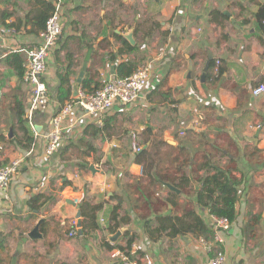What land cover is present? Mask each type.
Segmentation results:
<instances>
[{
	"label": "crops",
	"instance_id": "0c3cea01",
	"mask_svg": "<svg viewBox=\"0 0 264 264\" xmlns=\"http://www.w3.org/2000/svg\"><path fill=\"white\" fill-rule=\"evenodd\" d=\"M53 2L0 0V165L25 159L10 189L0 191V264H113L111 250L129 240L140 264H208L216 251L225 264H264V93H252L264 85V32L256 19L264 0H65L63 34L43 77L50 100L29 118L32 86L23 73ZM211 57L224 72L217 77L210 67L203 83ZM124 63L150 65L140 98L102 118L76 112L48 159L53 116L84 82L93 92L102 76L119 78ZM133 134L147 150L142 164ZM217 170L237 190L224 242L156 233L159 217L186 210L214 232L197 192ZM182 176L189 186H176ZM83 206L102 207L97 229L85 228ZM36 228L40 237L30 238Z\"/></svg>",
	"mask_w": 264,
	"mask_h": 264
},
{
	"label": "built area",
	"instance_id": "2783aa9c",
	"mask_svg": "<svg viewBox=\"0 0 264 264\" xmlns=\"http://www.w3.org/2000/svg\"><path fill=\"white\" fill-rule=\"evenodd\" d=\"M65 0H54V11L46 22V27L41 34V44L28 52V60L23 74V82L32 86L31 106L29 118L34 112L48 105L50 100L49 90L43 81L47 69V62L51 52L57 47L63 34V24L61 22L62 8ZM220 62H216L215 70L218 71ZM150 65H144L137 69L132 75L124 78H107L102 76L100 86L93 92L83 88L78 89L74 96L53 116L51 129L46 135L45 156L50 159L59 149L64 137V130L68 126H74L77 122L76 112L82 114L84 118L103 117L110 113L117 103L127 105L135 103L147 88L150 81ZM254 96L264 93V85H259L252 91ZM99 123L102 121L100 119ZM132 150L134 153L140 152L141 147L137 142V135L132 136ZM25 159H17L8 165H0V191L10 189L14 176L20 171ZM76 204L79 201L75 200ZM214 229L213 244L223 243L221 232L229 229L231 222L226 218L212 216ZM76 223H72L75 227ZM76 235V230L69 233L70 237ZM110 258L113 264H140L133 252L115 248L111 250ZM226 255L221 251H216L210 258L208 264H225Z\"/></svg>",
	"mask_w": 264,
	"mask_h": 264
},
{
	"label": "trees",
	"instance_id": "16d2710c",
	"mask_svg": "<svg viewBox=\"0 0 264 264\" xmlns=\"http://www.w3.org/2000/svg\"><path fill=\"white\" fill-rule=\"evenodd\" d=\"M50 6V5H49ZM50 14L45 17V21L43 22V31L46 27V22L52 15L54 11L53 4L49 7ZM257 23L260 26V29L264 32V6L261 7L256 14ZM220 65L217 71V77H219L224 72V68ZM216 60L212 61L211 67L216 66ZM136 71V68L129 63H124L119 66V77H129ZM24 74V73H23ZM64 83H67L68 80H63ZM89 82H84L82 84L83 89H87ZM21 118V117H20ZM147 150H143L139 153H136V162L142 164L141 162L146 155ZM204 184L200 191L197 192L198 203L202 206L208 207L210 209V213L213 216L219 218H226L230 222H232L236 217V205L235 201L237 198V190L235 187L230 185V181L227 178V174L220 170H217L213 175H209L204 178ZM181 184L176 185L180 188L183 186L190 185V179L186 176H182L180 179ZM216 196V197H215ZM40 197H35L30 202V205L33 207L35 202L39 200ZM101 206L95 207H82L83 216L86 218L85 228H88V225H91L94 229L98 227L95 225L94 221L96 220V215L101 209ZM117 216H112V221H116ZM159 227L156 230V233H166L169 237H178V236H186L189 233H194L198 237H205L208 239L214 236V232L211 231L208 226L205 224L204 220L195 210H186L181 217H159L158 219ZM84 230V229H83ZM151 234H153L150 231ZM133 241L129 240L126 247H119L121 250H130ZM113 250V249H112Z\"/></svg>",
	"mask_w": 264,
	"mask_h": 264
},
{
	"label": "water",
	"instance_id": "95a60500",
	"mask_svg": "<svg viewBox=\"0 0 264 264\" xmlns=\"http://www.w3.org/2000/svg\"><path fill=\"white\" fill-rule=\"evenodd\" d=\"M88 61H89V56L86 58V63L83 65V68H82V71L80 74V78H83L85 71L87 70ZM211 64H212V57L209 59V61L205 65V68H204V71H203V74L201 77L203 83L206 81V77H207V74H208L209 69L211 67ZM192 70H193V66H191V71ZM191 77H192V72L189 74V79H191ZM91 168H93V167H91ZM191 178H192V176H191ZM194 184H195V189L199 190V188H200L199 184L196 182H194ZM165 185H166V187H168V189L175 191L176 193H180V191L178 189H176V187H174L173 185L168 184V183H165ZM76 207H78V209H79V212L77 215V220H78L77 221V229H78L77 232H78L79 236H82V235H84V230L82 227V214L80 211V206L77 205ZM36 236H38V228H36L35 231L32 234H30V238H35ZM38 237H40V235ZM117 239H118V235H115L114 237L111 238V240H113V241H116Z\"/></svg>",
	"mask_w": 264,
	"mask_h": 264
}]
</instances>
